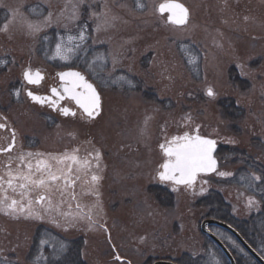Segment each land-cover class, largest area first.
I'll return each mask as SVG.
<instances>
[{
	"label": "rangeland",
	"instance_id": "obj_1",
	"mask_svg": "<svg viewBox=\"0 0 264 264\" xmlns=\"http://www.w3.org/2000/svg\"><path fill=\"white\" fill-rule=\"evenodd\" d=\"M133 1L0 0L6 19L0 32L7 40L0 70L7 67L8 81L16 74L21 78L12 109L0 102V124L6 127L0 129V260L44 264L43 256L29 259V252L37 231L45 228L59 243L83 239L86 264H155L184 255L229 264L201 231L211 218L198 201L215 191L235 220L262 212L260 194H251L247 177L250 169L258 170L257 162L264 172V0H174L189 10L182 27L159 12L170 0H144L137 8ZM31 4L48 11L32 18L25 11ZM85 19L92 26L90 38ZM51 30L66 39H59L50 64L38 48L40 35ZM84 39L91 42L76 46ZM88 48L102 49L88 65V71H98L94 78L72 67ZM64 68L78 69L97 87L103 108L97 120L55 115L26 97L28 89L48 91ZM232 68L250 82L247 90L232 83ZM27 70L44 72L43 84L27 86ZM227 97H235L244 110L241 120L223 117L219 101ZM186 121L203 124L205 137L217 129L240 144L237 157L218 155L219 171L200 177L206 187L199 194L160 178L162 166L172 160L164 153L171 143L164 136L182 134ZM11 131L15 148L7 152ZM72 156L77 162L68 159ZM227 178L234 182L225 183ZM41 179L42 185L30 182ZM151 187L170 192L172 207H162ZM212 231L238 261L248 259L235 238ZM260 246L264 254V234Z\"/></svg>",
	"mask_w": 264,
	"mask_h": 264
},
{
	"label": "trees",
	"instance_id": "obj_2",
	"mask_svg": "<svg viewBox=\"0 0 264 264\" xmlns=\"http://www.w3.org/2000/svg\"><path fill=\"white\" fill-rule=\"evenodd\" d=\"M143 1L144 0H134L133 3L137 8L139 6V3H143ZM25 11L28 13V15L34 18L36 17V15H38V13L42 16L45 15L48 9L43 6H40L39 4L38 5L31 4L27 6ZM3 20L6 19L2 18V14H0V23L1 21L5 22ZM83 25H84L83 30L86 32V36L89 35L90 38L92 34V26L89 23L87 24L86 19L83 20ZM0 28H1V24H0ZM76 37L80 38L82 36L78 35ZM59 39H61L60 43H62L63 40L66 39V37L62 32H57L56 30H51L40 35L38 55L43 60L47 61L50 64H51L50 57L52 59L51 55L54 53L59 43ZM88 41L90 43L91 39ZM88 41L85 42L84 39L81 43H77L76 46L77 45L83 46L84 44L88 45ZM3 43H7V40L0 32V54L4 56L5 53L1 51L4 46ZM180 45H181V49L182 47L183 49L185 47H188V44H180ZM100 50L102 49L99 48L95 50H93L92 48L86 49L85 52L79 54L78 58L75 60V65H73L72 67L80 68L84 71L87 70L88 75L91 78H94V76L98 74V71L97 70L93 71L92 69L88 71V65H90V61H92L93 58L95 59L96 55L102 54ZM184 50H182V52H184ZM183 57L185 58L184 59L185 64L189 65L186 57L184 55ZM2 61L3 59L0 58V64ZM64 69H70V68H64ZM7 74H8L7 67H2L0 70V97H1L0 102L2 106L5 105L7 106V108L12 109V105L15 104L13 100V97H15V91L20 90L19 81H21V78L18 74H16L17 75L16 78L11 79L10 81L12 82H10L7 80ZM230 79L235 86H238L243 90H247L250 86V82L248 80L241 78L240 74L234 68H232L230 71ZM3 86L5 88H3ZM13 87L15 89L17 87V90L13 89ZM2 89H4L5 91H3ZM2 91L4 96L8 94L9 97L2 98L4 97L2 95ZM5 101H9V102L6 103ZM219 108L221 110L223 117L226 120H230L232 122H237L238 120H241L244 116V110L238 106L235 97H227L220 100ZM182 127H183L182 132L185 133L188 132L194 133L198 129L200 130V132H206L205 126L200 122L196 123L192 121L191 123L186 121L185 123L182 124ZM207 133L209 136L214 137L219 141L220 143V148L218 153L219 156L221 157L232 156L235 158L237 157V154H241L238 152L240 151L239 148L240 144L237 138L221 136V134L217 129H211ZM227 150L232 154H229ZM256 166L258 167V170L254 171L250 169L251 174L247 178L251 179V184L249 185V190L251 191V194L255 195V193L257 192L260 194L258 196L261 199V203L263 205L262 207L263 210L260 214H258L257 216H252L250 220L249 219L242 221L235 220L231 214V206L225 201L222 194L215 191L207 192L204 196H202L198 201V205L206 208L209 211L208 212L209 218L223 221L234 227L259 254L264 256V254L260 250L261 249L260 240L262 235L264 234V172H261L259 170V168H262L263 166L259 165L258 162ZM238 178L239 175L234 180L235 181L239 180ZM234 180L229 181V178H227L225 183H231L234 182ZM205 187L206 184L204 182H200L192 188L196 193L199 194L202 193L201 191H204ZM149 190L150 193L155 196L156 200L159 202V204H161L162 207H167V208L172 207L174 200L172 194H170V192H168L166 189L160 187H151ZM207 241L211 245H213V242H211L209 239ZM54 242L56 244L53 246L52 244ZM83 248H84L83 239H78L73 241L63 240L62 243H59L56 235H54L49 230H46L45 228H40L37 231V234L33 240V246L29 252V259H33L36 256H43L44 264H86V262H84L82 258ZM213 258L214 257L209 256V258L194 260L189 258V256L184 255L177 262H179L180 264H212ZM0 264H12V263L4 260H0ZM238 264H257V263L251 257H248V259L246 258V260L238 261Z\"/></svg>",
	"mask_w": 264,
	"mask_h": 264
},
{
	"label": "snow or ice",
	"instance_id": "obj_3",
	"mask_svg": "<svg viewBox=\"0 0 264 264\" xmlns=\"http://www.w3.org/2000/svg\"><path fill=\"white\" fill-rule=\"evenodd\" d=\"M159 10L161 12L168 11L172 15L170 20L172 23L182 24L186 20L187 16V9L184 8L183 5L174 2V0H170V2L164 3L160 5ZM60 48L59 45L57 46V51L59 52ZM61 78H72V88L65 87V92H73V89L76 87H83L86 89L85 93L76 94L73 92L72 98L76 100L77 104H79L84 111L89 115L92 116L93 112L98 108L99 105V97L95 92V89L91 84H88L84 81V78L77 72H68V73H61ZM25 77L28 79L29 83H36L37 80L33 78L32 73L26 72ZM37 78H41L40 74L36 73ZM52 93L54 95H59L57 89L53 88ZM209 95H212L211 90H209ZM34 100L38 102H44L45 98L35 96L32 92L28 93ZM48 102L55 106L56 101L52 100L51 98H47ZM64 114H69L68 109L62 110ZM74 115V113H72ZM0 127H4V125H0ZM180 139V138H177ZM185 143L179 148H168L167 154L169 156H175L176 159L174 162H169L164 164L162 167L165 169L164 172L160 173L161 179H174L175 173H180V178L176 180L177 183H186L192 184L195 181L196 174L198 172H207L209 170H214L216 166V161L212 157V151L215 146V141L210 139H203L200 136H196L194 138H189L187 134L183 138ZM10 150V149H5ZM29 156L32 154L29 153ZM73 162H77V158L75 156L68 157ZM42 164L43 162H38ZM29 169H31L32 165H28ZM39 170V168H38ZM220 175H227V173H220ZM2 179V178H0ZM24 180H29L28 176L22 177ZM51 179L55 180L57 177L55 175H51ZM93 180H96L97 177L93 176ZM31 183H39L44 184V180L39 181H30ZM9 187H12V179L8 180ZM21 188L25 187V185H20ZM43 199V197H41ZM16 201H12L10 207H14L16 205Z\"/></svg>",
	"mask_w": 264,
	"mask_h": 264
},
{
	"label": "water",
	"instance_id": "obj_4",
	"mask_svg": "<svg viewBox=\"0 0 264 264\" xmlns=\"http://www.w3.org/2000/svg\"><path fill=\"white\" fill-rule=\"evenodd\" d=\"M176 3H179V2H176ZM179 4H181V3H179ZM181 5H183V4H181ZM183 6H184V8L187 9V16H186L185 22L182 23V24L172 23L171 20H170V17H171L172 14L170 12H168V11L161 12L160 10H159V12L163 16L166 15V14L168 15V18H167L168 19V22H170V23H172V24H174L176 26H181L182 27V26L186 25L188 23V21H189V10H188V8L185 5H183ZM29 71L30 70H27L26 72H29ZM30 72L32 73L33 78L37 80V82L36 83H29V81L25 77V73H24L23 77H24L25 82L29 86H36V87H38V86L42 85V83H43V81L45 79V75L42 72L38 71V70L37 71H34V72H32V71H30ZM37 72L40 74V77L41 78H37L36 77V73ZM68 72H77V73H80V75L84 78V81L86 83H88V84H91L93 86V88L95 89V92H96V94L99 97V105H98V108L93 112V115L92 116H89L84 111V109L79 104H77L76 100L72 98L73 92L76 93V94H82V93H85L86 92V89L85 88H83V87H76V88L73 89V92H65L64 91V88L65 87L72 88V83H71L72 78H64V79H62L61 76H60V74L61 73H68ZM61 73L58 74L59 79H60V82H61V86L59 87V90L61 92H59L57 90L58 93H59V95H57V96H59L61 100H65V99L73 100L75 102L76 106L83 112V114L87 118H89L91 120H96L99 116H101V114H102V98H101V95H100L97 87L91 81H89L87 79V77L81 71H79V70L71 69V70H66L64 72H61ZM29 92H31V91H27V96L31 100V102L33 104H37V105H40V106H44L46 104H49L47 98H51L52 100H54V97H56V95H54L53 93H51L52 96H40L38 94L33 93L35 96H39V97L45 98L44 102H38V101L34 100L31 96L28 95ZM58 104L59 103H56L55 106L57 107ZM56 107H54V108L56 109ZM66 109L69 110V114H64V112L62 111L64 116L68 117V116H75L76 115V111H74L72 109H69V108H66ZM72 113H74V115ZM194 137H196V136H194ZM194 137H192V138H194ZM200 137L203 138V139H210V140L215 141V146H214V149L212 151V157L216 161V166H215V169L214 170H209L207 172H203V171L202 172H198L196 174L195 181L192 184H190V185L195 184L196 181H197L198 176H200V175L201 176H211V175H214L215 173H217V171L219 170V167H220V163H219V160L217 158V153H218V150H219V145H218L217 141L214 140V139L208 138V137H203V136H200ZM184 143H185V141L183 140V142H182V144L180 146H178V147L170 146V147L171 148H174V149H179ZM14 146H15V142H13V144L7 148V149H10V150H6V151L8 152V151L13 150ZM170 147H168V148H170ZM167 149L164 150L165 155L167 157H169V158L174 159V161H175L176 157L174 155L173 156H169L167 154ZM170 162H172V161H170ZM167 163H169V162H167ZM164 171H165V169L163 168V172ZM179 178H180V173L177 172V173H175V178L174 179H166V180L167 181H172L175 185L181 186V187H184V186L189 185V184H186V183H177L176 180H178ZM211 226H216V227L222 228L223 230H225V231L229 232L230 234H232L240 242V244L248 252V254L251 257H253L254 260L258 264H264V259L229 224L224 223V222H221V221H218V220H214V219H207V220H205L202 223V225H201V229H202L203 234L206 235L207 237H209V239H211L217 245V247L221 250V252L224 254V256L228 259V261H229L230 264H237L236 263V260L233 257L232 253L229 251V249L225 246V244L217 236H215L211 232V230H210V227ZM155 264H178V263H176L174 261L159 260Z\"/></svg>",
	"mask_w": 264,
	"mask_h": 264
},
{
	"label": "flooded vegetation",
	"instance_id": "obj_5",
	"mask_svg": "<svg viewBox=\"0 0 264 264\" xmlns=\"http://www.w3.org/2000/svg\"><path fill=\"white\" fill-rule=\"evenodd\" d=\"M59 87H60L59 79H58L57 76H55L54 81H52L51 84L48 86V91H47V89H46V90H44L43 93L40 92L39 94H40V95H44V96H50L51 93H52V89H53V88H55V89H57L59 92H61V91L59 90ZM37 93H38V92H37ZM54 100L56 101V103H59L57 107H56V106H53V105L50 103V104L45 105V107H43V108H45V109L48 110V111H51V112L54 113L55 115H61V116H62V114H61V113H62V110L65 109V108H70V109H74V110L77 109V107H76V105H75V102L72 101V100H69V99L61 100L60 97L57 96V95H56V97L54 98ZM54 107H56V109H55ZM78 115L83 116L82 112H80L79 110L77 111V115H76V116H78ZM0 125H1V124H0ZM0 129L6 131V127H5V126H4V127H0ZM196 132H198V131H196ZM10 134H11V137H12L11 140H12V143H13V140L16 139V136H15V134H14L12 131H11ZM186 134H189V132H188V133H185V132H184V133H182V134H177V135L172 136L171 138H169L168 136H164V140H165V142H167V141H169V142H180V141L184 138V136H185ZM177 138H180V139H177ZM166 139H167V140H166ZM168 139H169V140H168ZM0 152H2L1 148H0Z\"/></svg>",
	"mask_w": 264,
	"mask_h": 264
}]
</instances>
